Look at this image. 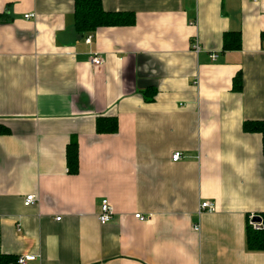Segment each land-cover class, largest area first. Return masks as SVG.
I'll use <instances>...</instances> for the list:
<instances>
[{
  "label": "crops",
  "instance_id": "0c3cea01",
  "mask_svg": "<svg viewBox=\"0 0 264 264\" xmlns=\"http://www.w3.org/2000/svg\"><path fill=\"white\" fill-rule=\"evenodd\" d=\"M73 1L0 0V252L30 264H264L246 248L248 217L264 213L262 140L242 131L264 121V0H101L134 24L86 37ZM99 117L117 132L97 134ZM205 201L216 210L198 214Z\"/></svg>",
  "mask_w": 264,
  "mask_h": 264
},
{
  "label": "trees",
  "instance_id": "16d2710c",
  "mask_svg": "<svg viewBox=\"0 0 264 264\" xmlns=\"http://www.w3.org/2000/svg\"><path fill=\"white\" fill-rule=\"evenodd\" d=\"M74 29L82 37L93 34L102 27H129L134 24L132 13L106 12L102 8L101 0H74L73 1ZM236 39L238 35H234ZM230 34L223 36V49L232 48L228 44ZM238 44L234 48H238ZM235 91L241 90V83L235 79ZM155 93L153 90L144 92V96L150 100ZM95 131L99 135H111L117 132V120L113 117H99L96 119ZM242 131L246 134H258L262 140V154L264 156V121H246L242 125ZM9 131L0 125V135L8 134ZM66 170L69 175L78 174V148L75 142H70L65 151ZM262 227L254 231L248 224L246 227V248L251 252H264V213L260 215ZM17 257L5 255L0 252V264H16Z\"/></svg>",
  "mask_w": 264,
  "mask_h": 264
},
{
  "label": "built area",
  "instance_id": "2783aa9c",
  "mask_svg": "<svg viewBox=\"0 0 264 264\" xmlns=\"http://www.w3.org/2000/svg\"><path fill=\"white\" fill-rule=\"evenodd\" d=\"M33 15H25L24 18L25 19H29V18H32ZM91 40L90 37H87L86 38V42L89 43ZM193 50L194 52H198L199 50V46H198V43L195 42L193 44ZM217 58L216 55H211V60L212 61H215ZM90 65L92 67L93 70H96L97 68L101 67L102 65H104V60L99 56V55H92L90 57ZM181 159V155L180 153H174L172 156H171V160L173 162H177ZM35 201V197L33 195H29L25 198V201H24V206H30L34 203ZM216 210V207L213 203H210V202H202L200 203L199 205V208H198V214H201L202 212H214ZM113 209L109 203V201L107 199H102L100 201V205H99V213L97 215V220H98V223L100 225H107L109 224L110 222H112L113 220ZM253 217L254 216H251V217H248L247 219V224L254 230V231H258L261 229L262 227V220L260 219V222H255L253 221ZM134 218L140 222H144L146 221L147 217H143L142 215L140 214H137L134 216ZM57 221H59V218L56 219ZM193 230L195 232H198L199 231V225L196 224V225H193L192 226ZM36 260V257L35 256H32V255H25V256H19L17 257L16 259V264H30L32 262H34Z\"/></svg>",
  "mask_w": 264,
  "mask_h": 264
},
{
  "label": "water",
  "instance_id": "95a60500",
  "mask_svg": "<svg viewBox=\"0 0 264 264\" xmlns=\"http://www.w3.org/2000/svg\"><path fill=\"white\" fill-rule=\"evenodd\" d=\"M260 216H254L253 217V221H255V222H260Z\"/></svg>",
  "mask_w": 264,
  "mask_h": 264
}]
</instances>
